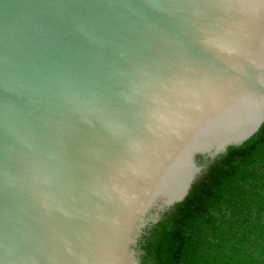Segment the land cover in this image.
<instances>
[{"label":"water","instance_id":"obj_1","mask_svg":"<svg viewBox=\"0 0 264 264\" xmlns=\"http://www.w3.org/2000/svg\"><path fill=\"white\" fill-rule=\"evenodd\" d=\"M263 122L264 0H0V264H140Z\"/></svg>","mask_w":264,"mask_h":264},{"label":"trees","instance_id":"obj_2","mask_svg":"<svg viewBox=\"0 0 264 264\" xmlns=\"http://www.w3.org/2000/svg\"><path fill=\"white\" fill-rule=\"evenodd\" d=\"M202 166L184 199L143 229L140 264H264V122Z\"/></svg>","mask_w":264,"mask_h":264}]
</instances>
